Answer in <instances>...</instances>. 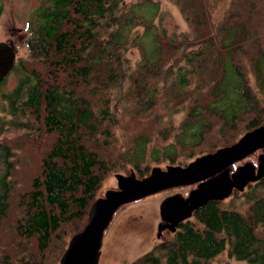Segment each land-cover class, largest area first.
Instances as JSON below:
<instances>
[{"label": "trees", "instance_id": "1", "mask_svg": "<svg viewBox=\"0 0 264 264\" xmlns=\"http://www.w3.org/2000/svg\"><path fill=\"white\" fill-rule=\"evenodd\" d=\"M172 2L189 32L156 25L153 0H40L33 10L0 136L15 128L34 143L51 140L28 183L0 141V264H49L53 255L59 264L119 165L142 179L148 159L187 165L264 123V0H226L216 29L210 0ZM248 188L233 192H243L245 211L210 201L130 264H212L226 249L264 264V178Z\"/></svg>", "mask_w": 264, "mask_h": 264}, {"label": "rangeland", "instance_id": "2", "mask_svg": "<svg viewBox=\"0 0 264 264\" xmlns=\"http://www.w3.org/2000/svg\"><path fill=\"white\" fill-rule=\"evenodd\" d=\"M133 1L135 0H126V4H129ZM153 1L159 3V11L154 18L156 25H159L165 29L169 35L174 33L182 35L189 32V24L185 20V17L181 13L179 7L174 4L172 0ZM210 1L212 4H214V7H211V13L214 22L213 29H216L218 27V23L224 18V15L228 9V5L226 4V0H219L220 2L218 3L216 0ZM39 4L40 0H0V7H2V11L0 12V42L8 41L9 39L15 41L17 46L16 61H18L20 58L28 57V49L26 47V38L28 36L27 27L33 10ZM13 27L18 28L14 35L12 34ZM143 30L144 27L142 26L136 28V32H143ZM149 40L147 41V44ZM140 54L141 53L136 48H131L127 52V56L133 59L139 58ZM18 79L19 75L17 71H11L5 80L0 84V115H3L8 107L5 94H7L16 86ZM176 119L179 122L182 119V116H176ZM177 121H175V125L178 124ZM114 129V133H116L118 128L116 127ZM140 129L145 131V133L152 132V128L148 124H142ZM122 132L123 131L121 130V133ZM26 134L27 133L21 129L13 128L6 129L4 134L0 136V141L4 144L11 145L13 148L12 151L15 152V157L18 156V159L16 158L17 163L15 162V175L17 176L18 181L21 183H28V181H30L32 174L35 173L36 167H38L40 164L42 156L44 157L45 152H47V145L51 140V138H48L40 140L38 143H34L37 140H30L33 138H31L30 135L28 140V138L25 137ZM117 134L119 135V132H117ZM132 134V129H128L125 133V137L127 138ZM244 134H242L237 139V141ZM156 140H158V138L154 137V141ZM261 154H264L263 148L256 150L243 159L235 161L226 167L225 170H229L230 174H233L238 167L244 166L248 162L253 163L256 168H258V164L260 162L259 156ZM198 156L200 155L189 157L185 163L188 162L187 164H189ZM145 165L148 168V173H152L154 167L159 166L163 169H166L169 166V163H158L148 159ZM173 165L181 164L176 162ZM182 166L186 165L182 164ZM116 170L117 171L110 173L106 177L98 192V196L103 197L108 190L118 188V181L116 178L117 173H122L124 175H130L134 173V168L128 165L126 170L129 174L122 172L121 165H119ZM219 174L220 173H217L216 175L214 174L209 178H214ZM202 182L203 180L166 188L122 205L116 211L113 219L104 232L103 243L100 250L101 256L98 264H130L143 254L150 251L156 243L162 240V238L164 239L170 237V235L166 234V232L163 234L165 229L162 230L163 236H158L159 225L165 223L160 211V205L162 201L166 197L177 193H180L186 200H188L191 193L195 189H198ZM246 189L249 190L248 186ZM243 192L240 194L232 193L231 196L223 200L222 205L225 207L232 206L234 208H241L242 211H245V208H247L245 204L244 208L238 205L239 203H243L245 201L244 197L242 196ZM193 218L194 217H191L190 219L194 220ZM79 224L80 223L77 225ZM5 232V229L1 230L0 228V234H4ZM54 263L55 256L53 255L49 261V264ZM212 264L248 263L246 261H238L235 258L230 257L228 250L226 249L212 259Z\"/></svg>", "mask_w": 264, "mask_h": 264}, {"label": "water", "instance_id": "3", "mask_svg": "<svg viewBox=\"0 0 264 264\" xmlns=\"http://www.w3.org/2000/svg\"><path fill=\"white\" fill-rule=\"evenodd\" d=\"M16 54L14 44L0 42V83L15 67ZM260 148L264 149V123L246 132L237 142L203 154L186 166L169 165L166 169L157 166L142 179L137 178L135 173H117L118 188L108 190L105 196L94 201L88 223L71 238L60 264H98L104 232L122 205L166 188L203 180L188 200L177 193L162 201L160 211L165 223L159 225L158 236L162 235L163 229L176 231L178 225L190 219L195 210L210 201L228 198L234 189L244 191L248 184L264 178V154L259 156L258 168L248 162L238 167L233 174L225 170L230 164ZM217 173L220 174L209 178Z\"/></svg>", "mask_w": 264, "mask_h": 264}, {"label": "flooded vegetation", "instance_id": "4", "mask_svg": "<svg viewBox=\"0 0 264 264\" xmlns=\"http://www.w3.org/2000/svg\"><path fill=\"white\" fill-rule=\"evenodd\" d=\"M2 11V7H0V12ZM17 30H18V28H12V34L14 35L16 32H17ZM7 42H9V43H12V44H14L15 45V48H16V50H17V46H16V43H15V41L14 40H12V39H9ZM235 190V189H234ZM234 192V191H233ZM165 230H169L168 228L167 229H165ZM171 231V230H170ZM165 232V231H164ZM162 236V235H161ZM160 236V237H161Z\"/></svg>", "mask_w": 264, "mask_h": 264}]
</instances>
